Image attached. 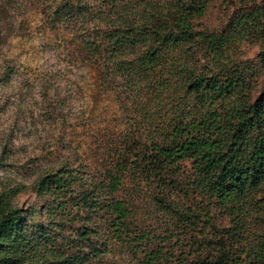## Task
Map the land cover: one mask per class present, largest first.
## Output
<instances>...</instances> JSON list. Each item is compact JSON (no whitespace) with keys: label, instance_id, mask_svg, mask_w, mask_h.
<instances>
[{"label":"rangeland","instance_id":"1","mask_svg":"<svg viewBox=\"0 0 264 264\" xmlns=\"http://www.w3.org/2000/svg\"><path fill=\"white\" fill-rule=\"evenodd\" d=\"M50 1L0 0V218L18 210V228L0 226V264H179L221 252L230 264H264L262 187L223 200L191 160L153 151L142 126L173 103H151L146 119L105 92L73 35L39 12ZM251 3L264 0H207L194 22L218 30ZM236 56L259 68L254 98L264 88V37L242 41ZM133 133L143 137L131 144ZM119 158L126 168L109 191L106 168L115 172ZM57 170L75 177L59 201L37 190ZM85 190L97 205H83Z\"/></svg>","mask_w":264,"mask_h":264},{"label":"trees","instance_id":"2","mask_svg":"<svg viewBox=\"0 0 264 264\" xmlns=\"http://www.w3.org/2000/svg\"><path fill=\"white\" fill-rule=\"evenodd\" d=\"M206 2L51 0L39 12L50 29L73 35L80 61L97 72L105 92L137 104L146 119L151 103H173L168 116L142 126L153 151L191 160L209 191L223 200L256 186L264 198V88L251 98L259 68L236 56L242 41L264 37V4L235 8L223 28L210 30L194 22ZM135 134L131 144L143 137ZM113 167L115 172L106 168L109 191L120 185L126 162L119 158ZM73 179L61 170L47 173L37 190L64 200ZM81 196L84 206L97 205L92 192ZM113 211L127 215L121 200L113 202ZM16 219L18 210H10L0 226L18 228ZM179 264L230 263L221 252L187 263L180 258Z\"/></svg>","mask_w":264,"mask_h":264}]
</instances>
